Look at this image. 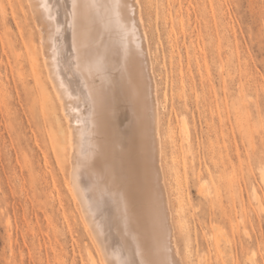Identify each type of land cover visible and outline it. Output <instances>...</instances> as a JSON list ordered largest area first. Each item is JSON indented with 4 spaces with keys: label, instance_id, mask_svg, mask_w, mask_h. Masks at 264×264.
Here are the masks:
<instances>
[{
    "label": "rangeland",
    "instance_id": "374dc122",
    "mask_svg": "<svg viewBox=\"0 0 264 264\" xmlns=\"http://www.w3.org/2000/svg\"><path fill=\"white\" fill-rule=\"evenodd\" d=\"M29 4L0 0V264H100L50 144L65 126ZM140 4L183 264H264V0Z\"/></svg>",
    "mask_w": 264,
    "mask_h": 264
},
{
    "label": "bare ground",
    "instance_id": "6f19581e",
    "mask_svg": "<svg viewBox=\"0 0 264 264\" xmlns=\"http://www.w3.org/2000/svg\"><path fill=\"white\" fill-rule=\"evenodd\" d=\"M27 2L65 126L50 144L99 263L183 264L140 0Z\"/></svg>",
    "mask_w": 264,
    "mask_h": 264
}]
</instances>
